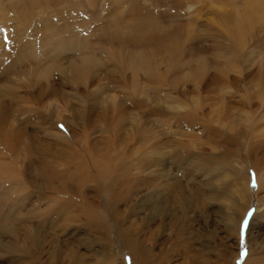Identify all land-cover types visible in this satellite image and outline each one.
I'll return each instance as SVG.
<instances>
[{
    "label": "rangeland",
    "instance_id": "obj_1",
    "mask_svg": "<svg viewBox=\"0 0 264 264\" xmlns=\"http://www.w3.org/2000/svg\"><path fill=\"white\" fill-rule=\"evenodd\" d=\"M256 1L162 0L161 5L155 7L150 0H136L143 12L152 15L148 18L163 24L167 30L162 33L167 35H162V30L157 33L152 29L144 35L139 33L145 37L143 46L128 45L121 50L124 56H116L111 49L118 52L120 42L132 44L135 38L134 33L126 30L112 31V27L123 28L125 23L131 22L130 0H0V50L5 45L3 39L6 36L14 39L16 30L24 34L17 33V39H29L31 48L35 45L30 60L38 62L40 57L43 60L41 68L25 64L11 80H0V100L9 106L8 113L11 112L6 114L0 109L4 115L0 113V137L3 135L0 143V264H131L130 255L121 248L118 236L126 233L127 228L126 235L135 237L140 246L149 241L143 246L152 250L154 264H244L249 247L250 260L259 257L257 264H264V216L257 217L255 209L259 202L262 204L260 198L264 197V190L258 191L251 165L245 167L247 174L241 173L242 178H249L248 194L244 192L242 178L235 186L231 175L242 161L264 156V146L259 150L251 148L259 143L258 139L264 140V13L260 15L262 19L253 21L244 32H233L234 26L248 9L254 8ZM259 2L264 4V0ZM112 17L122 21L109 24L111 29L106 31L104 22ZM71 21L73 26L60 27ZM47 28L54 32L60 30L66 37L88 39L81 50L91 45L98 50L78 54L80 51L64 48L55 60H45L51 50L50 45L42 43L44 34L49 33ZM114 32L115 36L108 38V34ZM128 51L132 54H127ZM139 52L148 58L144 62H151L150 67L142 68L141 77L138 72L141 84L137 87L146 88L159 98L143 108L135 104L140 102V96H135L131 102L125 99L123 126H118L113 122L117 116L110 109L123 101V92L131 95V86L136 80V73L130 69L131 61ZM72 63L77 67L72 68ZM46 68H49L47 74L42 75ZM37 75L44 77L35 84ZM98 84L106 93L98 97L108 99L105 102L110 108L108 117L97 108L100 103L92 102L91 93ZM137 87L135 89H140ZM170 99L184 107L154 112V108L171 104ZM88 104H93L94 109ZM149 108L153 113L143 114ZM187 111L191 113L188 115ZM130 115H146L148 127L157 131L155 135L163 137L159 138L163 142L176 130L175 138L185 145L190 158L174 162L171 154L174 150L178 152V148H171L170 144L156 150L159 164H151L143 176L135 163L125 173L127 177H120L117 182L115 178L114 183H109L106 177L97 176L101 168L108 166L105 164L109 160L117 162L119 154L125 156L123 153L128 152L123 160L126 164L132 163L145 147V143L143 146L135 141ZM61 118L71 121L70 126L64 123L70 127L68 130ZM111 125L114 131L108 132ZM7 129L23 130L19 135L20 147L13 152L9 150L10 137L9 140L4 138V134H9ZM56 129L62 132L61 137L57 136ZM239 130H244L242 139L236 137ZM107 141L109 150L105 154L103 148ZM209 141H217L219 149L211 150ZM72 150L77 156H72V161L66 158L67 162L60 152L69 155ZM211 153L229 157V171L223 166L219 170L223 172L217 174L219 171L212 168L217 156L209 160L211 168L199 170L201 165L195 164L199 160L197 156ZM95 159L96 167H77L82 162L93 163ZM45 160L52 163L48 169H42ZM260 167V176L264 178V158ZM146 175L155 176L151 178L160 186L146 185L143 181ZM43 179L60 180L50 183V188ZM175 181L179 185L177 189L164 192L163 187ZM107 182L120 193L116 199L120 203L116 204L115 200L110 209L109 197L97 192L98 188L107 186ZM149 194L151 200L147 201ZM184 197L189 198L186 209L181 207ZM237 215L245 216L238 240L229 226ZM93 218H99L96 222L101 226L90 221ZM251 261L247 264H253Z\"/></svg>",
    "mask_w": 264,
    "mask_h": 264
},
{
    "label": "bare ground",
    "instance_id": "obj_2",
    "mask_svg": "<svg viewBox=\"0 0 264 264\" xmlns=\"http://www.w3.org/2000/svg\"><path fill=\"white\" fill-rule=\"evenodd\" d=\"M161 1L162 0H150V2L153 4V6H159V5H161ZM260 0H258V1H256L255 2V5H254V8L252 7V8H250V9H248L247 10V13L245 14V17L240 21V22H238L235 26H234V28H233V32L234 33H241V32H244L245 30H247L249 27H250V25L253 23V21H255V20H257V19H259V17H260V15L262 14V13H264L263 11H264V4H263V2H259ZM89 2H92V0H89ZM179 2V1H178ZM138 2H136V0H130V2H129V5H130V7H129V10H128V16L131 18V22H129V23H125L124 25H123V28L121 29V28H118L119 26H117V28L115 29V27H112V31H118V30H126V31H128V32H132V33H134L135 34V38H132V40H134V41H132V44H127V43H125V42H120L119 43V45H121L122 44V46H118L119 48H120V50H118V52H113L112 50L113 49H109L110 51H111V53L113 54V55H116V56H124L122 53L123 52H121V50H124L128 45H133L135 48H139V47H141V46H143V41H144V39H145V37L144 36H140L139 35V33H143V35L145 34V32H152V31H154V32H156L157 31V33L159 32V31H161V33L162 32H164V31H166V30H164L165 29V27L163 26V24L162 23H160V21H156V20H152V19H150V18H148V16H152L151 14H149V13H147V12H143L142 10V8L140 7V5L139 4H137ZM150 3V4H151ZM155 15H153V17H154ZM264 16V15H263ZM262 17V16H261ZM260 17V18H261ZM113 19V20H112ZM132 19H135V21L134 20H132ZM262 19V18H261ZM120 21H122V20H117V19H115V18H107V20H106V22H104L105 23V30L107 31V30H109V29H111L110 27H108V25L109 24H116L117 22H120ZM174 21V20H173ZM72 25L73 26V23H72V21L70 22V23H68V22H65L64 24H62L60 27L61 28H63V27H65V26H69V25ZM176 24H178V23H176ZM4 25V24H3ZM178 25H181V24H178ZM176 26V25H175ZM176 28V27H175ZM7 29V28H6ZM5 29V30H6ZM48 29V31H49V33H47V34H44V36L42 37V43H44L45 45H50L51 46V50H50V52L48 53V56L49 57H45V60H47V59H51L52 61L53 60H55L56 59V56L57 55H59L61 52H64V48L65 49H69V50H72V51H76V53L78 52V51H80V52H78V54H82V53H89V52H91V51H95V50H98L95 46H92L90 43H89V45H91V46H88L87 48H86V50H81V48H83V47H85V45L83 44L84 42H87L88 41V39H82V41L80 40V38H78V37H76V36H73V35H70L71 37H66L65 35H64V33H61V31L60 30H55V31H58V32H54V31H51V30H49L50 28H47ZM72 29V28H71ZM151 29H152V31H151ZM73 30V29H72ZM164 30V31H163ZM9 31V30H8ZM11 31V30H10ZM14 31V30H13ZM17 31H19V30H17ZM12 32V31H11ZM115 32L112 34V35H109V34H111V33H109L108 34V38H113V35L115 36ZM13 33V32H12ZM23 34V32H16V30H15V32L13 33L14 35H13V37H14V39L12 38V37H5V38H8V40L7 41H4V39H3V43H5V45L2 47V49L0 50V80L2 79V78H4V79H6V81L7 80H11V77H12V75H17L18 73H20L21 72V70H19V68H21L22 67V65H25V64H34V66H36V68H41L40 67V65H41V62H43V60L41 59L42 57H40V60L38 61V62H34V61H31L30 59H31V52H33V51H35V50H33L34 49V47H35V45L33 46V48H31V42H30V44H29V39H26V38H23V39H17V37H18V34ZM160 33V32H159ZM168 33V32H167ZM173 33V32H172ZM151 34V33H150ZM24 35V34H23ZM147 35H148V33H147ZM154 35H155V33H154ZM162 35H167L166 33H162ZM162 35H160L161 37H162ZM151 36V35H150ZM158 35H156L155 36V38L157 37ZM160 36L158 37V38H160ZM167 37V36H166ZM170 37V36H169ZM155 38H153V40L155 39ZM157 38V39H158ZM163 39H164V37H162ZM147 39V38H146ZM151 39V38H150ZM167 39L169 40V38L167 37ZM21 40V41H20ZM115 40L116 39H114V40H112L113 42H115ZM149 40V39H148ZM166 40V39H165ZM157 41H160V39H158ZM41 42V41H40ZM148 43V42H147ZM155 43H158V42H155ZM172 43V42H171ZM178 43V42H177ZM149 44V43H148ZM152 44V43H151ZM176 44V43H175ZM155 45V44H154ZM164 45V44H163ZM169 45V44H168ZM161 46V45H160ZM157 47H158V44H157ZM160 48V47H159ZM175 50V49H174ZM93 51V52H94ZM154 52H156V51H158V50H153ZM99 52V51H98ZM124 52H126V51H124ZM34 53V52H33ZM137 53V52H136ZM144 53V52H143ZM159 53V52H158ZM44 54V53H43ZM93 54V53H92ZM111 54V55H112ZM127 54H132L131 53V51H128L127 52ZM142 53L141 52H139V55L137 56V58H135L134 60H133V58H132V61H131V63H132V65H131V67H130V69H131V71H134L135 73H136V80L134 81V83H133V85L131 86L132 88H131V95H127V94H129V92L127 93L126 92V94H125V92H123L122 93V95H123V97H124V99H123V101H120V102H118V103H115V107L113 108V109H110L109 108V106H108V104H106L105 105V102H107V100L108 99H106V98H99L98 96L99 95H101V94H106L105 92H104V90H103V88L101 87V86H99L100 84H98L97 85V88H96V90L95 91H92V93H91V98H92V102H95V103H100L101 105L99 106V104H97V108H100V112L102 113V114H104V115H106L107 116V114H108V112H109V109L110 110H112V112H114L115 113V115L117 116L116 117V119H115V121H113L115 124H117L118 126H120V125H122V122H123V120H124V116H125V108H126V106H125V99L128 101V102H131L132 100H134V97L135 96H140V102L138 103V102H135V104H140V105H142L141 107L143 108V107H145L147 104H149L150 105V102H152V101H155V100H158V98H159V96L158 95H155L154 93H152L151 91L150 92H148V91H146V88H141L140 86V89H135V87H137V85L140 83L139 81H138V78H137V74H138V72H139V76L141 77V74H140V71L142 70V68L144 67H146V66H148L149 65V63L151 62V60L150 61H147V62H144L145 60H148V58L147 57H145L144 55L142 56L141 55ZM124 57H122V59H123ZM130 57H128V59H129ZM119 60H121V59H119ZM127 60V59H126ZM49 61V60H48ZM36 63V64H35ZM96 63L97 64H99L100 63V60L98 59V61H96ZM127 63V62H126ZM130 63V64H131ZM126 65V64H125ZM28 66V65H27ZM71 67L72 68H76L77 67V64L76 63H72V65H71ZM127 67V66H126ZM125 67V68H126ZM149 67H150V65H149ZM30 68V67H29ZM181 68V67H180ZM17 69V70H16ZM23 69V68H22ZM48 69L49 68H46L45 70H44V72H42L41 74L42 75H46L47 74V71H48ZM14 70H16L15 72H14ZM24 70V69H23ZM27 70H29L30 71V69H27ZM178 70H179V68H178ZM35 71V70H34ZM34 71H33V73H34ZM124 72H125V69L123 70ZM177 71V70H176ZM175 71V72H176ZM37 72V71H36ZM174 72V71H173ZM26 73V72H25ZM30 73V72H29ZM28 73V74H29ZM35 75H36V73H34ZM134 74V73H133ZM32 75V74H31ZM34 75V76H35ZM42 75H37V78H36V80L35 81H33L35 84H38L39 82H40V79L39 78H43L44 76H42ZM29 76V75H28ZM33 76V77H34ZM50 76V75H49ZM73 76H75V75H73ZM126 76V75H125ZM32 77V76H31ZM36 77V76H35ZM34 77V78H35ZM46 78V77H45ZM125 78V77H124ZM13 80V79H12ZM30 80V79H29ZM31 80H32V78H31ZM13 82V81H12ZM11 82V83H12ZM26 82V81H25ZM32 82V83H33ZM47 82V81H46ZM29 85L30 84H32V83H30V82H27ZM160 83H161V81H160ZM15 84V83H14ZM141 84V83H140ZM139 84V85H140ZM157 84V83H156ZM8 85V84H7ZM12 85V84H11ZM28 85V86H29ZM118 85V84H117ZM136 85V86H135ZM158 85V84H157ZM13 86V85H12ZM17 85L15 84V87H16ZM27 86V87H28ZM163 86V85H162ZM7 87V86H6ZM14 87V88H15ZM107 87V86H106ZM139 87H137V88H139ZM153 87V86H152ZM13 88V90H16V89H14ZM19 87H17V89H18ZM29 88V87H28ZM31 88V87H30ZM124 90L126 89V88H123ZM155 89V88H154ZM153 89V90H154ZM6 90V89H5ZM10 90V89H9ZM12 90V91H13ZM127 90V89H126ZM148 90V89H147ZM152 90V91H153ZM162 90H164V89H162ZM8 91V90H7ZM6 91V92H7ZM12 91H10V93L12 92ZM158 90H156V92H157ZM1 93V92H0ZM43 93V92H42ZM16 94V93H15ZM1 95V94H0ZM10 95V94H9ZM12 96H13V94H11ZM41 95V94H40ZM2 96V95H1ZM38 96V95H37ZM130 96H131V98H130ZM167 96V95H166ZM165 96V97H166ZM38 98H39V96H38ZM128 98V99H127ZM167 98H169L168 96H167ZM171 98V97H170ZM3 99V98H2ZM164 100V99H163ZM167 100V99H166ZM173 99H170V101H171V104H166V106H160L159 108L157 107V108H154L153 110H154V112L156 113V114H158V112H156L157 111V109H159V112H160V110L162 111V109H175V110H178V108H181V107H184L183 106V104L181 103H179V102H177V103H173L175 100H173ZM18 101V100H17ZM179 101V100H178ZM134 103V102H133ZM167 103H169V102H167ZM153 104V103H152ZM151 104V105H152ZM154 104H155V102H154ZM153 104V105H154ZM157 104V103H156ZM160 104V103H159ZM89 105V104H88ZM137 105V106H138ZM148 105V106H149ZM173 105H175V106H173ZM7 106L8 105H5V103L4 102H2L1 100H0V109L2 110V111H4V112H6V114H9V113H11V112H9L8 113V111H7ZM136 106V105H135ZM157 106V105H156ZM9 107V106H8ZM13 107V106H12ZM93 107H95L93 104H91V105H89V108H91V109H94ZM125 107V108H124ZM147 107V106H146ZM155 107V106H154ZM163 107H165V108H163ZM10 108H11V106H10ZM221 108H223V107H221ZM145 109V108H144ZM128 109H126V111H127ZM188 110V109H187ZM1 111V112H2ZM11 111V110H10ZM150 111L152 112V109L150 110V108L149 109H147V111H143V114H144V112H146V114H150ZM166 111V110H165ZM189 111V110H188ZM187 111V113H188V115H189V113H191V112H188ZM0 112V113H1ZM177 112V111H176ZM184 112H185V110H184ZM153 113V112H152ZM5 114V113H4ZM181 115V114H180ZM183 116L185 115V114H182ZM1 116H4V115H2V113H1ZM103 116V115H102ZM144 116H146V115H144ZM143 115H140V116H135V115H130L129 116V118H130V120H132V122H131V126H132V129L134 130V135H135V137H136V139H135V141H139V144L140 145H143L144 143H145V147L143 148V149H141L140 150V153H138V151H137V153L139 154V155H137L138 157L137 158H135V159H132V163H131V161H130V163L129 164H126L125 163V156H126V153H128V152H125V153H123V154H125V156H123L122 154H119L118 156H117V158H116V160H117V162H113V161H111V160H109V162L108 163H106L105 165L107 166H105L106 168H101L100 169V171H99V174L100 175H97L96 173H94L95 175H97V176H103V177H106L108 180L107 181H109V183H114V180H113V178H115V181L117 182V179L118 178H120V177H125V173L127 172V171H129V169H130V167H132V164L133 163H135V165H137V168H138V171L141 173V175L143 176V174H144V172H146V170H148L149 168H151L152 167V165H154V163L155 164H159L158 163V160L160 159V157H158L159 155H158V153H157V149L158 148H166V147H168V145H170L171 144V148H174V149H176V147L178 148L177 150H178V152L177 151H175L174 150V152H173V154H171V157H172V160L174 161V162H177L178 163V161L180 162V161H182L181 159H184V160H188L189 158H190V155H191V153L189 152V151H187V149H186V147H185V145H183L180 141H177L176 140V138H175V136H176V134H174V133H177L176 132V130L175 131H173L174 133H172V137L171 138H169V140L168 141H165V142H163V141H161L162 139L161 138H163V137H161V136H158V135H155V132H157V131H155V130H153V128H149L148 127V123H147V121H148V119H147V116L146 117H144ZM154 116V115H153ZM157 116V115H156ZM178 116V115H177ZM5 117H6V115H5ZM5 117H3V118H5ZM104 117V116H103ZM108 117V116H107ZM144 117V118H143ZM181 117V116H180ZM3 118H1L2 120H3ZM106 118V117H105ZM62 119V118H61ZM126 119V118H125ZM178 119H180V118H178ZM219 119V118H218ZM63 121H62V124H63V126L66 128V130H68V128H70L69 126V124H70V122L69 121H66V119L65 118H63L62 119ZM182 120V119H181ZM189 120V119H188ZM8 121V120H7ZM219 121H221L220 119H219ZM57 122L58 121H56L55 123L57 124ZM133 122L135 123V125H133ZM166 122V121H165ZM180 122H183V120L182 121H180ZM187 122V121H186ZM68 124V125H65V124ZM168 123H169V121H168ZM184 123H185V121H184ZM6 124V123H5ZM7 125V124H6ZM107 125V124H106ZM191 125V124H190ZM192 125H193V122H192ZM235 125V124H234ZM18 126V125H17ZM123 126V125H122ZM152 126H154V125H152ZM159 126V125H158ZM10 127H11V125H10ZM103 127H104V124H103ZM108 127V126H107ZM148 127V128H147ZM156 127H157V125H156ZM155 127V128H156ZM189 127V126H188ZM17 128V127H16ZM57 128V127H56ZM110 128L111 129H109L108 128V132H109V130H111V131H114V127L111 125L110 126ZM232 128V127H231ZM230 128V129H231ZM101 129H102V127H101ZM125 129H126V127H125ZM124 129V130H125ZM70 130V129H69ZM107 130V129H106ZM4 131V130H3ZM2 131V132H3ZM23 130H18V131H16V130H9L8 131V129H7V132H9V134H7L6 136H5V134H4V138L5 137H7V139L9 140V137H10V140H9V142H11V146H10V148L11 149H9L11 152H13V151H15V150H17V148H19L20 147V144H19V142H20V137H19V135H20V133L22 132ZM71 131V130H70ZM70 131H69V133H70ZM24 133V132H23ZM22 133V134H23ZM56 133H58V135L57 136H60V135H62L57 129H56ZM192 133V132H191ZM191 133L189 134V136H192L191 135ZM1 135V134H0ZM167 135V134H166ZM243 135H244V130H239L238 131V133H237V135H236V137H239V136H241V139H242V137H243ZM127 135H125V136H123V137H126ZM187 136V135H186ZM2 137H3V135H2ZM2 137H0V143H1V141H2ZM61 137V136H60ZM153 137H155V138H157L156 140H154L155 138H153ZM168 137V136H167ZM166 137V138H167ZM255 137V136H254ZM161 140H160V139ZM230 139H232L231 137H230ZM259 141H257V142H259V143H256L255 145H252V149H256V150H259L261 147H263L264 146V140H262V139H258ZM98 141V140H97ZM102 141V140H101ZM160 141V142H159ZM95 142V141H94ZM255 142H256V140H255ZM95 143H97V142H95ZM99 143H100V140H99ZM103 143V142H102ZM106 144H107V146H105L106 148H103V150L104 149H106V151H105V154L107 153V151L109 150V148H108V146H109V142L107 141V142H105ZM181 143V144H180ZM199 144L201 143V142H198ZM203 143V142H202ZM207 144H209L210 145V147H211V150H213V151H217L219 148H218V146H220L219 145V143L217 142V141H209ZM99 145H101V144H99ZM103 145H105V144H103ZM102 145V146H103ZM251 145V144H250ZM91 147H92V145H90ZM144 146V145H143ZM91 147H90V149H91ZM97 148V147H96ZM128 148V147H127ZM83 149V148H82ZM100 149V148H99ZM126 149V148H125ZM77 151V150H76ZM102 151V150H101ZM126 151V150H125ZM130 151V153H132L131 151V149L129 150ZM161 151V150H160ZM192 151V150H191ZM72 153L71 154H67L66 155V153L64 154L63 152H60L61 154H62V158L63 159H68V160H70L71 159V161H72V156H77L76 154H74V151L72 150L71 151ZM84 152V151H83ZM155 152V153H154ZM181 152V153H180ZM251 152H253L252 150H251ZM103 153H104V151H103ZM121 153V152H120ZM223 153V152H222ZM226 153H227V150H226ZM250 153V152H249ZM4 154V153H3ZM84 154H86L85 152H84ZM116 154V153H115ZM212 154V153H211ZM209 155V154H206L205 156L204 155H202V156H197V158L199 159L198 161L196 160L195 161V164H200L201 166L199 167L198 166V168H199V170H202V169H200L201 167L203 168V169H205V168H207V166H209L210 168H211V164L209 163V160L210 159H212V161L214 160V158H215V156H217L218 158H216V162H215V164H214V167L212 166V168H214V169H216L217 171H219L220 169H221V167H223V166H227V170L229 171V157H227L226 155H224V157H221L222 156V154H220V153H218L219 155ZM217 154V153H216ZM224 154V153H223ZM251 154V153H250ZM128 155H130V154H128ZM149 155H151V156H149ZM176 155H178V156H176ZM252 155V154H251ZM175 156L176 157H178V158H175ZM214 156V157H213ZM28 157V156H27ZM72 157V158H71ZM127 157V156H126ZM132 157V156H131ZM77 158V157H76ZM106 158V157H105ZM174 158V159H173ZM195 158V157H194ZM231 158V157H230ZM264 158V156L262 155L261 157H256V158H254V157H252V158H250L249 159V161H247L246 162V160H244V161H242L241 163H240V166H239V169H235V170H233V168L232 169H230V170H233L232 172H231V175L234 177V179H232V181L234 182V185L235 186H237V182L242 178L241 177V173H246L245 172V167H247L248 165H251V169L254 171V174H255V177L257 178L256 179V181H257V184H258V191L260 192V191H263L264 190V178H262L261 176H260V171H262L261 170V167H260V161H261V159H263ZM27 159V158H26ZM66 159V161L68 162V160ZM97 159V158H96ZM93 160V163L92 162H88L87 161V163H85V162H82V165H77V167L79 168V169H81L82 167H84V169H85V167H92V166H95L96 165V163H97V160ZM102 159H104V158H102ZM124 159V160H123ZM28 160V159H27ZM193 160V159H192ZM77 161V160H76ZM129 161V160H128ZM134 161H136V162H134ZM102 162H104V161H102ZM27 163V162H26ZM79 163V162H78ZM193 162H191V164H192ZM44 164V165H43ZM43 166H42V169H48V168H50L51 167V165H52V163H49V162H47V160H45L44 162H43ZM80 164V163H79ZM152 164V165H151ZM197 164V165H198ZM25 165H27V164H25ZM194 165V164H193ZM97 166H98V164H97ZM192 166V165H191ZM26 167V166H25ZM96 167V166H95ZM100 167V166H99ZM208 167V168H209ZM242 167V168H241ZM27 168V167H26ZM75 168V167H74ZM135 168V167H134ZM197 168V167H196ZM29 169V168H28ZM27 169V170H28ZM92 169V168H91ZM137 170V169H136ZM150 170V169H149ZM196 170V169H195ZM88 172H89V170H87ZM86 171V172H87ZM73 172V171H72ZM92 172H94V171H92ZM209 172V171H208ZM223 172V171H222ZM222 172H220L219 171V173H217V174H221ZM27 173H28V171H27ZM29 173H30V171H29ZM147 173V172H146ZM247 174V173H246ZM90 175H91V172H90ZM127 175V174H126ZM110 176V177H109ZM156 176L157 177H160L161 175L159 174V176L156 174ZM239 176H240V178H239ZM65 177V176H64ZM102 177V178H103ZM117 177V178H116ZM127 177V176H126ZM125 177V178H126ZM151 177H154L155 178V176H150V175H146L145 177H144V179L143 178H141V179H143V181L145 182V184L146 185H149V184H157V185H159V183L158 182H156V180H153V178H151ZM86 178V177H85ZM239 178V179H238ZM73 179V178H72ZM110 179V180H109ZM44 181H46V183H47V185L46 186H48V187H50V183H52L54 180H60V179H43ZM93 180V179H92ZM99 180V179H98ZM175 180V179H174ZM242 180H243V184L244 185H242L241 184V182H240V185H242V186H244V192H245V194H248V186H249V178H248V176H247V179H245L244 177L242 178ZM83 181V180H82ZM128 181V180H127ZM132 181H134V180H132ZM147 182H152V183H148L147 184ZM104 183V182H103ZM102 184V183H101ZM107 184V186H104V187H102V188H98L97 189V192L101 195V194H103V193H105L108 197H109V201H108V204H109V209H110V206H111V208L113 207V204H114V201L117 199V197L120 195V193H119V191L117 192V190L116 189H114V187L115 186H110V185H108V182L106 183ZM119 184L121 185V184H124L123 182H119ZM116 185V184H115ZM145 185V186H146ZM156 185V186H157ZM82 186V185H81ZM125 186H127V185H125ZM142 186V185H141ZM144 186V185H143ZM144 186V187H145ZM160 186V185H159ZM179 185H178V183H177V181H175V182H173V184H167L166 186H164L163 187V190H164V192H165V190L166 191H174V190H176L177 189V187H178ZM121 187V186H120ZM140 187V185L138 186V188ZM148 186H146V188H147ZM225 187V186H224ZM50 188H52V187H50ZM123 188V187H122ZM127 188H129L130 189V186H128ZM145 188V189H146ZM223 188V187H222ZM241 188V187H240ZM84 189V188H83ZM124 189V188H123ZM122 189V190H123ZM137 189V188H136ZM224 189V188H223ZM237 188H235V190H236ZM162 190V189H161ZM160 190V191H161ZM162 190V191H163ZM128 192L129 191H131V190H127ZM126 191V192H127ZM139 191V190H138ZM190 191V190H189ZM124 192V191H123ZM127 192V193H128ZM149 192H150V190H149ZM193 192V191H192ZM192 192H191V194H192ZM223 192H224V190H223ZM236 192H237V190H236ZM257 192V191H256ZM145 194V193H144ZM198 194V193H197ZM244 194V195H245ZM143 196V195H142ZM146 196V195H145ZM107 197V198H108ZM190 197V196H189ZM122 198V197H121ZM124 198V197H123ZM162 198V200H163V197H161ZM195 198V197H194ZM192 199V198H191ZM144 200V199H143ZM146 200L147 201H149V200H151V194H149L148 196H147V198H146ZM117 201V200H116ZM123 201V200H122ZM167 201V200H166ZM166 201L164 202V203H166ZM193 201H194V199H193ZM260 201H261V203L262 204H260V202L256 205V210H257V217H263L264 216V197L263 198H260ZM154 202V201H153ZM181 202H182V208H184V209H186L187 208V205H188V203H189V198H188V200H187V198L186 197H184V198H182V200H181ZM191 202V201H190ZM118 203H120V202H118L117 201V203L116 204H118ZM159 203H161V202H159ZM158 203V204H159ZM163 203V202H162ZM145 204V203H144ZM150 204H152V203H150ZM192 204V203H191ZM106 205H107V203H106ZM263 207L262 209H260L259 210V208L261 207V206ZM147 206H148V204H147ZM150 206H152V205H150ZM155 206H157V203H156V205ZM155 206H153V208L155 207ZM161 206V205H160ZM115 207V206H114ZM149 207V206H148ZM163 207V206H162ZM190 207H191V205H190ZM193 207V206H192ZM107 208V209H108ZM153 208H151L150 210H152ZM161 208V207H160ZM164 208V207H163ZM180 208V207H179ZM199 208V207H198ZM155 209H157V208H155ZM244 209V208H243ZM246 209V208H245ZM87 210V209H86ZM149 210V211H150ZM255 210V211H256ZM152 212V211H151ZM154 212V211H153ZM88 213V212H87ZM189 213V212H188ZM241 213V212H240ZM243 213V212H242ZM244 214V213H243ZM89 215V214H88ZM91 215V214H90ZM89 215V216H90ZM91 218H92V216H90ZM90 218V219H91ZM150 218V217H149ZM245 218V216H238L237 215V218L234 216V218H232L231 219V223H230V227L232 228V230H234V235L236 236V240H238V236L240 235V229L242 228V221H243V219ZM99 219V218H98ZM97 219V220H98ZM150 219H152V218H150ZM93 220H94V218L92 219V220H90V221H92L93 222ZM96 220V218H95V220H94V222L97 224V221ZM112 223V222H111ZM94 224V223H93ZM100 223H98L97 225H99ZM95 225V224H94ZM93 225V226H94ZM103 225V224H102ZM115 225V224H114ZM149 225V224H148ZM100 226H101V224H100ZM99 227V226H98ZM98 227L96 228L95 227V230H97L98 229ZM105 227V226H104ZM102 228V227H101ZM99 230H101V229H99ZM105 230V229H104ZM103 230V231H104ZM125 230V229H124ZM98 231V230H97ZM106 231V230H105ZM104 231V232H105ZM121 231H122V229H121ZM121 231H119L120 233H121ZM127 232H128V228H127V230H126ZM130 231H132V230H130L129 229V232ZM107 232H109V231H106V233ZM127 232L125 233V235H123L122 233L121 234H118V236H119V239H120V246H121V248H123V250L124 251H126L127 252V254H129L130 255V257L129 258H131V264H154L153 263V261L151 260V251L149 250V249H147V247L148 246H146V248L144 247L145 245L144 244H147V243H144L145 242V240H144V246L143 245H141V246H143V247H141L140 246V243L138 242V240H136V238L135 237H131V236H129V235H126L127 234ZM115 233V232H114ZM247 234H249V228L247 229ZM107 235V234H106ZM109 235V234H108ZM117 239H118V237H116ZM151 239V238H150ZM153 242V241H152ZM154 244V243H153ZM152 247V246H151ZM154 247H155V245H154ZM150 248V247H149ZM237 255V254H236ZM249 255H251V249H250V247H249V251H248V253H247V257L245 258V260H244V264H247L248 263V261H251L250 259L251 258H249ZM235 256V254L233 255V257ZM235 258V257H234ZM234 258H233V260H234ZM258 259H260L259 257H257V258H255L254 260H252L251 262H253V264H257L259 261H258ZM160 260V259H159ZM233 260H232V263H233ZM155 261V260H154ZM155 264H156V262H155Z\"/></svg>",
    "mask_w": 264,
    "mask_h": 264
},
{
    "label": "snow or ice",
    "instance_id": "obj_3",
    "mask_svg": "<svg viewBox=\"0 0 264 264\" xmlns=\"http://www.w3.org/2000/svg\"><path fill=\"white\" fill-rule=\"evenodd\" d=\"M255 186V185H254ZM249 215H251V213H249ZM247 224V220H245V225ZM241 235H242V239H241V243L243 245V229L241 230Z\"/></svg>",
    "mask_w": 264,
    "mask_h": 264
}]
</instances>
